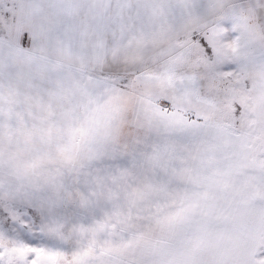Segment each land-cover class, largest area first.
<instances>
[{
	"label": "snow or ice",
	"instance_id": "snow-or-ice-1",
	"mask_svg": "<svg viewBox=\"0 0 264 264\" xmlns=\"http://www.w3.org/2000/svg\"><path fill=\"white\" fill-rule=\"evenodd\" d=\"M0 264H264V0H0Z\"/></svg>",
	"mask_w": 264,
	"mask_h": 264
}]
</instances>
